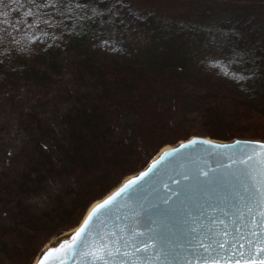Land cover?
<instances>
[{"label":"trees","instance_id":"16d2710c","mask_svg":"<svg viewBox=\"0 0 264 264\" xmlns=\"http://www.w3.org/2000/svg\"><path fill=\"white\" fill-rule=\"evenodd\" d=\"M163 3L169 5V12L156 8L139 12L137 0H87L80 7L77 0H0V11L8 17L31 27L35 20L45 23L33 32L28 30L31 43L0 57V91L32 88L37 95L33 109L38 110L28 121L36 154L11 181L3 183L6 189H20L13 195L6 191V201L0 200L6 219L10 216L0 221L4 252L15 251L20 244L33 248L40 236L47 239L75 228L93 202L132 174L133 150L138 146L150 150L166 134L154 118L156 106L165 100L185 104L183 88L189 84L204 94L202 111L197 113L201 128L212 130L202 131L204 136L222 141L264 138V0ZM210 9L221 15L214 26L192 25V19L182 16ZM66 12L68 16L63 17ZM234 14L238 17L233 21L224 17ZM119 32L120 38L115 39ZM139 34L144 37L138 39ZM177 41L181 47H190L181 51ZM178 55L182 59L173 65ZM98 56L112 66L110 74L97 66ZM234 60L243 63L231 67L250 69V79L237 84L222 74ZM65 75L71 77L74 91L58 88ZM225 101H231L233 108L246 107L245 117L231 122L227 113L222 115ZM157 117L167 120L165 111ZM224 117L220 132L213 125ZM247 122V127L259 129H243ZM182 127L171 129L166 140L195 135H187L188 131L179 135ZM228 127L232 133L226 134ZM88 176L91 180L85 183ZM55 183L61 185L59 193L48 209L38 213L28 201Z\"/></svg>","mask_w":264,"mask_h":264},{"label":"snow or ice","instance_id":"6c2138e0","mask_svg":"<svg viewBox=\"0 0 264 264\" xmlns=\"http://www.w3.org/2000/svg\"><path fill=\"white\" fill-rule=\"evenodd\" d=\"M82 4L87 0H77ZM0 23L6 33L16 27ZM242 63L230 61L222 74L237 84L250 79V69L231 67ZM199 145H210L223 162L172 167L181 149ZM213 186L227 195L214 198ZM39 264H264V138L216 144L194 137L165 151L95 204L71 241L45 253Z\"/></svg>","mask_w":264,"mask_h":264},{"label":"rangeland","instance_id":"374dc122","mask_svg":"<svg viewBox=\"0 0 264 264\" xmlns=\"http://www.w3.org/2000/svg\"><path fill=\"white\" fill-rule=\"evenodd\" d=\"M137 1L140 2L139 9H138L139 12L149 10L150 8L151 9L156 8L157 10L158 9L159 10L168 9V12L170 11L169 5H165V3H163L165 0L164 1L163 0H147L151 3V5L150 3L145 2V0H137ZM159 6H162V7H159ZM210 10L212 11V9ZM213 11L206 13L205 10H199V12L193 10V13L191 14L188 13V15L184 13L182 16L192 19V25H200L201 27H210V26H214V22L216 23L219 20L218 19L219 16H221L220 13L218 14L217 12L213 13ZM69 12H66L63 15V17L68 16ZM190 15L192 16V18L190 17ZM236 16L237 15L234 14V15H226L224 17L232 20V18ZM0 21H7L16 26L15 28L9 27L6 33L4 31L5 24L0 23V57L3 56V54L10 51V49H13L14 47L24 48L25 46H27L29 43H31L30 38L27 36L28 30H31L33 32V30H37V27H39V25L44 26L45 24L43 21L39 23L35 20L31 22L33 26L31 27L26 22H24V20L20 19V21L19 20L17 21L14 18L8 17L6 14H4L1 11H0ZM162 21H163V24L165 25L168 24L167 19H164ZM180 23L185 25L186 22L181 21ZM28 27H31V28L28 29ZM72 27L74 29L75 25H72ZM156 27L158 28V24L156 25ZM120 36L121 35L119 32L118 34L114 36V38L115 39L120 38ZM140 36L141 34L138 35V39H141L144 37V36L142 37ZM154 36L155 35L153 34V37ZM28 38H29V42L26 41ZM177 44L179 47L180 45L178 41H177ZM189 47H190V44H189ZM189 47L180 46V48L182 49L181 51H183L185 48L188 49ZM181 59H182L181 56L178 55L176 58L173 59V65L176 61L178 62V60H181ZM95 63L97 64L98 67L103 69L106 73L110 74L113 71L111 69L112 66L101 56H98L95 58ZM65 76L66 78L59 80L57 84L58 88L60 89L62 86H64V88L60 89L61 92H63L65 88L70 89L71 91H74L76 88L74 84L71 83V80H70L71 77H69L68 75H65ZM21 87L14 88V89L10 88V89H7V91H3V92L0 91V196H1L0 200L3 197L5 201L7 198V196H5L6 191L10 192L9 195H13L19 192L20 189L19 187H15L13 189L9 187L6 189L3 183L6 181H11L15 177L17 171L22 170V167L24 166V164L28 160H31L34 157L33 156L34 153L36 154L34 150V147H35L34 143L36 142L34 140V137H32V133H30L32 127L31 128L29 127L28 121L33 120L32 118H29V117L32 114H35L34 112L38 113L37 109H33V105H34L33 103L37 101V95L34 94V92L32 91L33 90L32 88L28 89V88H24L25 87L24 86L21 89ZM183 90L185 91V97L187 98V100L185 101V104H184V100H182V104L180 102H175V101L169 102L168 100H165L163 101V103L161 102L162 104L160 103L159 107L156 106V110L154 111V118L158 121L157 126H159V128L164 127L166 136L169 134V132H171L170 131L171 129L175 128V126L182 125L183 127L180 128L179 135H183L188 131L190 133L189 134L186 133L187 135H194V134L196 135L192 137L209 138L208 136H204L201 132L208 131L210 128H207V129L201 128L200 126L201 118L198 117L199 113H197L199 111H202V108L200 106L202 102L201 95H204V94L202 93L201 90L196 89L195 85H192V84H189V86H185ZM158 91H160V89H158ZM190 94H193V96L190 97ZM199 96H200V99H199ZM59 98L63 101L65 97H62V98L59 97ZM61 105L63 104L61 103ZM223 105L225 107H222L223 109V111H221L222 115L227 113V118L228 119L231 118V122L233 119L235 120V122H239L242 117H245L242 113L247 112L246 109H244L246 107H242L241 109H239V107L233 108L234 105L232 104L231 101H225ZM215 108H217V105ZM228 110L231 112V115L229 114ZM163 111L166 112L167 120H165L164 118L163 121H161L160 119H158L157 116ZM219 116L221 115L219 114ZM207 117H208V114H207ZM154 118L150 121L153 124L155 122ZM225 119L226 117L222 118L221 120L218 118V120H215L216 122L213 119V121L217 123V125H213V126H216L217 129L219 128L220 132L224 131L223 130L224 127L221 126L223 125L221 122L225 121ZM249 124H250L249 122L243 124L242 128L245 130L249 129V131L259 129V128L255 129L253 127H247L246 125H249ZM213 126L211 124L210 127L212 128ZM228 129L229 130L225 133L226 134L232 133L230 130L231 127L230 128L228 127ZM233 132H236V131H233ZM197 133H200V135ZM165 135L163 137H159L157 142H153L154 146H152L150 150L147 147L146 148L141 147L142 148L141 149L139 148V146L133 150L134 156L133 155L132 156L134 160L130 163V167H129L130 168L129 170H131L132 174L123 178V180L115 188H113L112 191L118 188L122 184V182L128 177L134 176L138 172L145 169L152 160H154L156 157L159 156L160 151L165 146H167V144H169L168 142L177 141V140H172V141L166 140ZM253 138L255 137H251V138L235 137L234 139L228 140V141H222L216 138H209V139L213 141H218V142H231L236 139L245 140V139H253ZM182 141H185V140H182ZM179 142H181V140L180 141L178 140L175 143V145H171V146L172 147L176 146ZM89 180H91V178L88 176V178H86L84 182L89 183ZM111 180L112 179L110 178L109 182H111ZM60 189H61V185H59L58 183H55L52 186L50 185V188L47 192H45L42 195H39L38 197H34L30 199L28 201V204L34 207L35 208L34 210H37L38 213L40 212L42 213L44 212V210L48 209V207L53 202V199L55 198V196L59 193ZM112 191L108 192V194L111 193ZM89 207L85 211V214L82 217V220L84 219ZM4 211L5 210L2 211L0 209V221L6 219L5 217L6 213H4ZM34 213H36V211ZM7 215H9L8 212H7ZM9 218L10 216H7V219ZM82 220L75 228L62 231L61 233L56 234L50 238L46 239L45 237L40 236L35 241L33 248L32 247L23 248L21 244L20 245L16 244L17 245L15 248L16 250L12 252L6 251L7 252L6 253L2 249H0V264H36L37 259L40 257L41 253L47 247L56 244L60 239L66 238L68 235L73 233L77 228L80 227ZM3 224H5L4 221H3ZM2 229L4 228H1V225H0V231ZM11 235L12 233H10V236ZM0 243H2L1 240H0Z\"/></svg>","mask_w":264,"mask_h":264},{"label":"water","instance_id":"95a60500","mask_svg":"<svg viewBox=\"0 0 264 264\" xmlns=\"http://www.w3.org/2000/svg\"><path fill=\"white\" fill-rule=\"evenodd\" d=\"M194 138V137H192ZM190 138V139H192ZM195 138H198V139H201V140H210L209 138H204V137H195ZM188 139V140H190ZM216 144H227V143H231V142H218V141H213V140H210ZM187 140L185 141H181L179 142L176 146H173V147H170L169 149L165 150V151H168L170 149H173V148H179L180 145L182 143H186ZM164 151V152H165ZM164 152H161L159 154L158 157H156L154 160L158 159L160 157V155ZM152 160L149 165L154 161ZM217 160H221L220 157L216 156L213 151L211 150V146L210 145H199L195 151H188V150H184V149H181V155L177 156L175 158V161H174V165H172V167H175V169L177 171H185L187 169H194L196 168L197 166L199 167H204L205 165L207 166H210V167H213L215 168L216 166V161ZM221 162H223L221 160ZM148 165V166H149ZM148 166L145 168L147 169ZM145 169H143L142 171H144ZM140 171V172H142ZM138 172L137 174H135L134 176H130L128 177L127 179H125L122 184L118 187L120 188L124 183H126L128 180L130 179H133L135 176H138L139 173ZM170 174H174V173H170ZM215 188V186H213ZM118 188L114 189V191H112L111 193H109L108 195H106L105 197H103L102 199L99 200V202H101L103 199H105L107 196L111 195L113 192H115ZM211 191V189H210ZM213 194V197H220L222 198L223 196L227 195V191L225 189H221V188H215V191L212 193ZM147 199L148 200H151L153 199L151 193H147ZM91 208V207H90ZM89 208V210H90ZM92 209V208H91ZM89 210L87 211L84 219L87 217L88 215V212ZM91 211V210H90ZM84 219L82 220V223L84 222ZM81 223V224H82ZM80 224V225H81ZM78 229V228H77ZM76 232V230L71 233L70 235H68L66 238H62L60 239L56 244L52 245V246H49L47 247L40 255V257L37 259L36 261V264H39V261L43 259L44 257V254L49 252L51 249H54V248H59V245L62 241H65V240H68L69 242L71 241V237L72 235ZM62 253H59V252H54L53 255L56 256V255H61Z\"/></svg>","mask_w":264,"mask_h":264},{"label":"bare ground","instance_id":"6f19581e","mask_svg":"<svg viewBox=\"0 0 264 264\" xmlns=\"http://www.w3.org/2000/svg\"><path fill=\"white\" fill-rule=\"evenodd\" d=\"M170 146H171V145H170ZM170 146H168V145H167V146H165V147H164V148H163V149L160 151V153H161V152H164V151H165V150H167V149H169V148H170ZM171 147H172V146H171ZM97 203H99V200H98V201H96V202H94V203L92 204L91 208H93V207H94V205H95V204H97ZM91 208H90V210H91ZM90 210H89V211H90ZM76 230H77V229H76Z\"/></svg>","mask_w":264,"mask_h":264}]
</instances>
